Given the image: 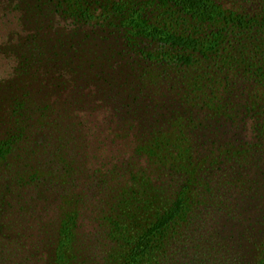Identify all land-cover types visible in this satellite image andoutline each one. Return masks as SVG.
<instances>
[{
    "label": "trees",
    "instance_id": "obj_1",
    "mask_svg": "<svg viewBox=\"0 0 264 264\" xmlns=\"http://www.w3.org/2000/svg\"><path fill=\"white\" fill-rule=\"evenodd\" d=\"M0 15L15 23L0 220L16 190L72 179L76 112L109 110L136 144L92 241L81 195H61L43 264H264V0H0Z\"/></svg>",
    "mask_w": 264,
    "mask_h": 264
},
{
    "label": "rangeland",
    "instance_id": "obj_2",
    "mask_svg": "<svg viewBox=\"0 0 264 264\" xmlns=\"http://www.w3.org/2000/svg\"><path fill=\"white\" fill-rule=\"evenodd\" d=\"M11 24H15L13 19L4 22L0 20V36L3 35L2 30H6ZM10 63L0 59V79L8 75ZM76 116L80 126L76 127L75 138L71 140L66 154L68 158L73 157L75 163L72 179L64 175L60 178L52 177L51 183L47 182L46 186L21 190L17 195L16 190L12 199L9 197L12 209L4 222L0 220L6 227L5 234L0 238V264H43V254L37 255L36 250L43 251L44 248L36 235L48 232L50 227L54 230L59 223L62 217L59 213L61 195L71 191L81 195L78 227H82L86 235L95 231L100 211L108 209V190L112 191L116 185L114 171L132 158L135 141L130 134L125 135L128 130L117 125L109 110L79 111ZM51 150L48 149V152L52 153ZM36 164L33 163L32 166ZM45 165L40 166L44 178L48 177ZM42 175L41 180H44ZM8 183L0 175L2 192ZM219 209L220 207L215 211L218 212ZM53 224L55 226L52 227ZM195 227L198 228L197 223ZM190 234L191 231L188 236ZM87 236V240L92 241L93 237ZM102 250L104 248H98L100 257Z\"/></svg>",
    "mask_w": 264,
    "mask_h": 264
}]
</instances>
